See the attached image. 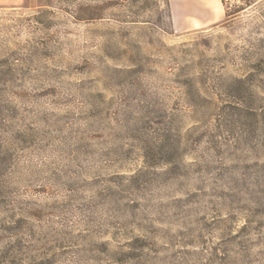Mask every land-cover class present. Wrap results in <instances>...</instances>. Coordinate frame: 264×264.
Returning a JSON list of instances; mask_svg holds the SVG:
<instances>
[{
  "label": "rangeland",
  "instance_id": "obj_1",
  "mask_svg": "<svg viewBox=\"0 0 264 264\" xmlns=\"http://www.w3.org/2000/svg\"><path fill=\"white\" fill-rule=\"evenodd\" d=\"M222 2L0 5V264H264V0Z\"/></svg>",
  "mask_w": 264,
  "mask_h": 264
},
{
  "label": "crops",
  "instance_id": "obj_2",
  "mask_svg": "<svg viewBox=\"0 0 264 264\" xmlns=\"http://www.w3.org/2000/svg\"><path fill=\"white\" fill-rule=\"evenodd\" d=\"M23 0H0V5H14ZM174 31L208 28L225 18L222 0H168Z\"/></svg>",
  "mask_w": 264,
  "mask_h": 264
},
{
  "label": "trees",
  "instance_id": "obj_3",
  "mask_svg": "<svg viewBox=\"0 0 264 264\" xmlns=\"http://www.w3.org/2000/svg\"><path fill=\"white\" fill-rule=\"evenodd\" d=\"M95 7H96V6H92L91 8H92V9H96ZM87 9H88V8H87ZM87 9H86V10H87ZM91 15H92V16H90V17H88V18H100V17H102V14H95V15L91 14Z\"/></svg>",
  "mask_w": 264,
  "mask_h": 264
}]
</instances>
